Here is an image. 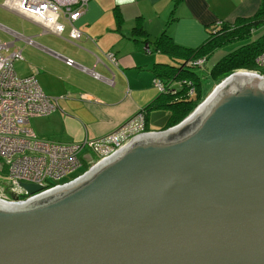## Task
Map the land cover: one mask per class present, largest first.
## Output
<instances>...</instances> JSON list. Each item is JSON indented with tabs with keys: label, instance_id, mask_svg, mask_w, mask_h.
I'll list each match as a JSON object with an SVG mask.
<instances>
[{
	"label": "water",
	"instance_id": "1",
	"mask_svg": "<svg viewBox=\"0 0 264 264\" xmlns=\"http://www.w3.org/2000/svg\"><path fill=\"white\" fill-rule=\"evenodd\" d=\"M0 264H264V76L230 74L70 184L0 198Z\"/></svg>",
	"mask_w": 264,
	"mask_h": 264
},
{
	"label": "crops",
	"instance_id": "2",
	"mask_svg": "<svg viewBox=\"0 0 264 264\" xmlns=\"http://www.w3.org/2000/svg\"><path fill=\"white\" fill-rule=\"evenodd\" d=\"M5 2L0 0V42L21 51L22 60L14 63L16 74L36 72L42 91L58 98L53 113L31 118L28 127L39 139L72 143L113 133L158 98L152 78L166 81L158 65L178 62L174 53L155 49L154 41L164 31L174 45L195 50L221 22L253 16L260 0H88L73 24L82 33L77 41L68 39V25L58 37ZM108 52L115 54L117 67L105 59ZM64 59L76 66L68 67ZM146 114L151 130L166 128L167 109L151 108Z\"/></svg>",
	"mask_w": 264,
	"mask_h": 264
},
{
	"label": "built area",
	"instance_id": "3",
	"mask_svg": "<svg viewBox=\"0 0 264 264\" xmlns=\"http://www.w3.org/2000/svg\"><path fill=\"white\" fill-rule=\"evenodd\" d=\"M7 7L15 13L48 29L62 37L65 24L69 26L68 39L77 41L82 33L73 25L86 9L88 0H6ZM31 45V39H25ZM11 44L0 42V161L5 169V180L10 196L0 195L6 201L20 202L30 199L58 187L70 184L83 176L96 164L120 151L133 137L155 131H144L145 113L139 111L119 129L98 140H84L72 143H57L39 139L28 127L33 117L48 116L57 109L58 98L46 95L38 81L36 72L20 77L14 70V63L22 60L20 50H10ZM147 49V48H146ZM148 50V49H147ZM105 59L117 67L118 60L114 53L104 54ZM206 58L197 61L203 66ZM258 68H264V51L255 57ZM65 65L74 67L71 59H64ZM264 76L260 71H250ZM100 79L99 75L91 72ZM113 80L109 82L112 84ZM187 83V92H195L191 83ZM153 84L161 93L167 92L166 82L153 79ZM87 150L90 156L80 157ZM94 156V158L91 157ZM85 157L84 161L83 158ZM85 168L68 180V175ZM2 169V168H1ZM20 183L40 185L43 190L28 197Z\"/></svg>",
	"mask_w": 264,
	"mask_h": 264
},
{
	"label": "trees",
	"instance_id": "4",
	"mask_svg": "<svg viewBox=\"0 0 264 264\" xmlns=\"http://www.w3.org/2000/svg\"><path fill=\"white\" fill-rule=\"evenodd\" d=\"M262 24H264V0H260L259 7L253 16L238 18L233 23L221 22L218 26L210 29L207 39L195 50H183L174 45L169 35L164 31L154 41L155 49L164 53H174L177 56L179 67L158 65V68L162 69L160 76L166 80L167 92L160 93L158 98L152 104L142 110L145 113L144 131H153L147 124L146 114L151 108L159 107L168 110L169 116L167 119V125L163 130L177 125L191 114L201 100L199 94V79L191 71L194 68H199L197 61L202 57H205L207 60L209 55L218 45L237 37H243L253 28ZM263 51L264 34L257 41L244 45L238 50L224 56V58L219 60L209 71V76L213 81L212 87H215L223 79L236 71H260L261 73H264L254 62L255 57ZM174 80H176V83H179L180 90L176 88L173 83ZM183 80L192 84L191 87H194L195 93L197 94L195 98L188 94L187 83L184 86L180 83ZM156 102H160L159 106L154 105Z\"/></svg>",
	"mask_w": 264,
	"mask_h": 264
},
{
	"label": "rangeland",
	"instance_id": "5",
	"mask_svg": "<svg viewBox=\"0 0 264 264\" xmlns=\"http://www.w3.org/2000/svg\"><path fill=\"white\" fill-rule=\"evenodd\" d=\"M263 34H264V24L253 28L247 35H245L243 37H237V38L228 40V41L224 42L223 44L215 47V49L209 55L205 64L202 67H199V68L197 67V68H194L193 70H191L199 79V83H200V88H199L200 93L199 94H200V98H201L200 103L202 101H204L207 98V96L210 94V92L212 91L211 87L213 85V81L209 76V71L216 65V63L219 60H221L222 58H224V56H226L227 54H229L235 50H238L240 47L257 41ZM168 60L169 59L167 58L166 61H168ZM172 63L175 66L177 64V61H172ZM261 70H262V72H264V68H262ZM153 79L154 78H152V81H151L152 87L156 91V94L160 95L161 92L153 84ZM156 79L158 81L161 80L160 77H157ZM173 83L175 84L176 88H178V90L181 89L179 87V83H176V80H174ZM213 88L214 87H212V89ZM196 95L197 94L194 92L192 95L193 98H195ZM198 105L196 106V108L198 107ZM160 114H162L164 116L166 115L165 112L161 111V110H160ZM83 156H90V152L87 150H84L80 154V157H83ZM91 157L94 158L93 155H91ZM83 160L88 161V160H85V157L83 158ZM2 164H3L2 161H0V194L2 193V195L10 196V193L7 190V184H6V180H5L6 179L5 178L6 173H5L4 166H2ZM83 170H85V168H80L77 171H75L72 174L65 177L63 180H68L74 176H77L79 173L83 172ZM2 195H0V196H2Z\"/></svg>",
	"mask_w": 264,
	"mask_h": 264
},
{
	"label": "flooded vegetation",
	"instance_id": "6",
	"mask_svg": "<svg viewBox=\"0 0 264 264\" xmlns=\"http://www.w3.org/2000/svg\"><path fill=\"white\" fill-rule=\"evenodd\" d=\"M171 66H174L173 64ZM174 67H179V64L177 63ZM181 81V80H180Z\"/></svg>",
	"mask_w": 264,
	"mask_h": 264
}]
</instances>
